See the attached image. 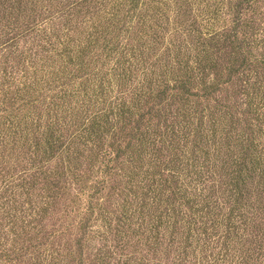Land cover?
<instances>
[{
    "label": "trees",
    "instance_id": "trees-1",
    "mask_svg": "<svg viewBox=\"0 0 264 264\" xmlns=\"http://www.w3.org/2000/svg\"><path fill=\"white\" fill-rule=\"evenodd\" d=\"M216 2L224 25L182 74L147 70L110 104L109 94L81 132L44 135L36 144L43 150L26 152L30 160L24 154L17 164L0 160V187L8 194L0 196V224L9 216L5 226L13 223L18 234L13 240L37 247L20 255L12 246L0 262L100 264L99 250L96 261L90 257V223L98 208L116 203L130 221L139 215L135 234L145 250L125 264H264V0ZM59 5L0 0V121L16 108L11 86L23 76L28 89L32 78L10 72L17 52L28 61L19 67H33L48 39L58 38L49 13ZM21 196L36 207L28 224L12 214L23 205ZM45 213L59 215L65 226L38 231ZM44 234L69 239L50 252Z\"/></svg>",
    "mask_w": 264,
    "mask_h": 264
},
{
    "label": "rangeland",
    "instance_id": "rangeland-1",
    "mask_svg": "<svg viewBox=\"0 0 264 264\" xmlns=\"http://www.w3.org/2000/svg\"><path fill=\"white\" fill-rule=\"evenodd\" d=\"M59 1L60 5L50 7L49 13L55 16L49 28H57L58 38L48 39L44 44L47 50L42 48L36 60L30 61L33 67H19L28 61L17 52L18 63L9 68L12 74L28 72V78L31 75L32 78L28 89L22 84L27 80L23 76L11 86L16 108L0 121V160L12 157L13 164H17L22 154L30 160L26 152L43 150V146L37 148L36 144L44 135L56 139L59 135L67 138L81 132L83 120L94 116L109 94L113 95L110 104L115 95L141 82L147 70L153 74L167 71L173 76L182 74L187 63H192L198 50L204 47L207 36L221 29L225 21L216 0H85L75 10L71 5L78 0ZM4 82L7 88L11 85L8 78ZM107 133L111 136L113 130ZM14 168L8 170L16 173ZM1 195L8 194L0 187ZM19 200L23 205L12 214L20 218L21 224H28L36 207L29 197L21 196ZM44 216V224L37 227L40 232L59 230L66 224L59 215L45 213ZM8 217L0 224V255L12 246L20 255L37 251V247L32 250L20 243L21 240H13L18 234L11 222L12 230L6 228ZM94 217L88 235L93 240L90 257L95 261L96 250L101 256L100 264H125L134 252L145 253L143 243L137 245L139 236L135 234L139 228L134 223L138 222L139 215L130 221L125 210L115 203L98 208ZM27 234L34 235L31 244H36L35 234ZM41 240L50 252L51 248L62 249L66 243L56 242L47 234ZM0 264H18V260Z\"/></svg>",
    "mask_w": 264,
    "mask_h": 264
}]
</instances>
